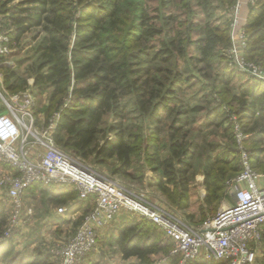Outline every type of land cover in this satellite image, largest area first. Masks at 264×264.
Instances as JSON below:
<instances>
[{"label":"trees","instance_id":"1","mask_svg":"<svg viewBox=\"0 0 264 264\" xmlns=\"http://www.w3.org/2000/svg\"><path fill=\"white\" fill-rule=\"evenodd\" d=\"M237 1L21 0L1 13H8L11 41L35 27L44 31L39 57L29 72L38 92L52 88L43 111L46 124L59 112L53 139L60 148L113 166V173L129 178H135L132 170L143 155L159 176L155 185L180 209L189 207L201 168L207 191L201 206L210 210L244 168L231 114L241 113L244 122L264 111V81L247 76L233 86L242 72L230 64L226 51L232 45L229 12ZM245 31V57L264 66V0L250 4ZM193 62L212 80L211 91L198 103L182 94V85L196 76ZM1 68L7 70L8 89L17 90L21 78L11 82L14 70ZM21 80L26 85L27 78ZM126 97L132 98L141 119L152 125L151 133H145L144 125L127 124ZM108 113L113 122L104 128ZM250 130L251 163L264 170V123ZM29 190L49 192L52 201L61 196L66 204L76 200L68 208L71 214L83 211L84 216L96 204L95 195L79 199L69 185L35 183ZM8 217L0 201V264H52L50 255H20L14 238L4 236ZM140 217L123 219L113 229L111 240L125 258L145 263L151 254L174 249V241L159 226ZM262 245L253 264H264V237ZM171 255L170 264L182 258L180 253ZM187 264L226 261L199 256Z\"/></svg>","mask_w":264,"mask_h":264},{"label":"built area","instance_id":"2","mask_svg":"<svg viewBox=\"0 0 264 264\" xmlns=\"http://www.w3.org/2000/svg\"><path fill=\"white\" fill-rule=\"evenodd\" d=\"M254 4L256 0H248ZM241 0L230 9L232 45L226 55L239 72L264 81V66L245 57L247 33L241 20ZM11 37L0 20V57L10 52ZM1 66V63H0ZM28 93V92H27ZM3 96V95H2ZM26 105L29 95H23ZM0 112V161L14 169L0 176V196L8 198L11 216L4 231L11 237L22 222L24 196L28 188L40 183L73 186L79 199L95 195L96 204L84 214L76 233L56 246L61 264H78L97 249L101 231L110 226L121 213H137L159 226L174 241L173 254L180 253L179 264L199 256L226 261V264H253L261 253L264 237V190L258 185L260 173L253 167L247 145L251 137L244 130L241 116L232 113L237 149L243 170L232 180L235 202L221 209L200 226L145 199L117 180L97 171L84 159L60 148L53 139L59 118L55 112L42 131L35 128L33 113L25 107ZM35 145L45 147L43 153L32 151ZM68 211L60 206L61 215ZM29 208L27 214H32Z\"/></svg>","mask_w":264,"mask_h":264},{"label":"rangeland","instance_id":"3","mask_svg":"<svg viewBox=\"0 0 264 264\" xmlns=\"http://www.w3.org/2000/svg\"><path fill=\"white\" fill-rule=\"evenodd\" d=\"M21 0H0V20L2 27L7 31H11V25L6 15L1 13V10L5 11L16 5ZM5 3V7L2 6ZM44 36V31L41 27L32 28L29 32L25 33L19 40L12 39L10 44V52L2 56L0 59L1 66L10 67L16 73L14 77L10 79L11 82L16 81L17 78L21 79L27 78L26 85L23 84V80L20 79L19 86L17 90L8 89L5 84V78L7 70L2 69L0 66V110L2 112H11V104L15 108L25 107L27 108L26 101L23 95L28 94L30 103L27 108L29 112L33 113L35 128L42 131L43 128L47 126L46 115L43 111L44 107L49 102L50 95L52 93V88L47 87L42 93L38 92V88L34 85V78L30 76V67L34 65L35 61L39 57L38 45ZM194 51V48H191ZM200 65L193 62L191 69L196 75L189 82L182 85L183 95L187 99H190L193 103H198L203 98L206 92L211 91L212 80L203 76V73L198 70L197 67ZM215 73V72H214ZM239 75L234 81L233 86L238 85L241 80L247 78L248 75L244 73H239ZM189 75V74H187ZM192 77V76H191ZM19 80V79H18ZM19 87H21L19 89ZM28 92V93H27ZM3 95V96H2ZM127 104V124L128 125H144L145 133H151L152 125L149 121L141 119V114L136 109L135 105L132 104V98L126 97L124 99ZM237 104H233L232 109H236ZM242 116L241 113H238ZM242 119V118H241ZM264 119V118H262ZM260 119L244 118V130L246 132L250 131L257 123L262 124ZM113 122L112 113H108L103 120L102 127H107ZM109 133V132H108ZM109 137H113V134L109 133ZM103 142V139H99ZM249 146V143L247 144ZM237 147V142H236ZM89 165L99 172H102L108 176H111L117 180L123 186L128 187L137 194L142 195L145 199L163 207L181 217L194 226L202 225L210 217L216 215L221 209L229 207V205L234 203L235 194L232 189V179L227 188L226 196L222 197L220 202L214 204V209L204 208L201 206L202 200L205 197L207 191L198 189L201 183L198 181L199 174H201V168L198 169L196 175V186L197 189L193 192L190 200V205L186 209H180L175 206L170 200L163 195L161 190L155 185L159 181V176L157 172L153 171L152 168L144 162V156H140L133 168V173L135 178H129L127 176H122L120 174H115L112 172L113 166H107L105 164L96 163L90 159H84ZM112 161V160H111ZM112 165H115L114 162ZM14 169L9 163L0 161V176L5 172H11ZM49 192L32 191L26 192L24 196V211L22 215V222L18 228H15L13 237L16 242L17 251L21 256L34 254L38 257L48 256L52 264H61V258L56 253V246L59 242L65 241L70 238L75 230L78 228L81 219L82 212L72 215L68 211L61 215L55 211L60 206H65L63 203V198L60 196L55 197L56 199L50 200ZM0 201H2L7 207L9 214L8 221L11 216V207L9 206L8 198L5 195L0 196ZM92 200L89 202V206H92ZM29 208L33 209L32 214H27ZM214 210V211H211ZM123 219L126 221L140 220V215L136 213H121L115 221L107 228L101 231V237L97 249L92 251L87 255L85 260L78 264H170L168 263L172 259V249L169 247L167 252H157L149 256V261L145 263L141 262L137 257L125 258L123 253L119 249V246L111 240L112 232L116 225L120 223ZM164 239V238H163ZM164 244L166 243L163 242ZM38 251V252H37ZM177 261L173 264H179Z\"/></svg>","mask_w":264,"mask_h":264},{"label":"crops","instance_id":"4","mask_svg":"<svg viewBox=\"0 0 264 264\" xmlns=\"http://www.w3.org/2000/svg\"><path fill=\"white\" fill-rule=\"evenodd\" d=\"M241 2H242V6H241V20H242V22L243 23H245L246 24V22H247V18H248V14H249V11H250V4H249V2H248V0H241ZM2 110H0V112H1ZM248 118H254L255 120L256 119H262V118H264V111H259V112H257L255 115H253V116H250V117H248ZM247 118V119H248ZM263 121H262V123H264V119H262ZM250 134H251V136H252V132L253 131H248ZM249 143V145H250V143H251V141H248L247 142V144ZM249 147V146H248ZM46 149H45V147L44 146H42V145H35L34 147H33V149H32V151L34 152V153H43L44 151H45ZM258 170V169H257ZM258 172L260 173V176H259V178H258V185H259V187L261 188V189H263L264 190V170H258ZM198 181H199V183H201V186H198V189H201V190H204L205 192H206V187L204 186V184H203V182H204V175L203 174H199V177H198ZM33 192V191H32ZM33 193H35V192H33ZM76 202V200H71V201H69V203L68 204H66L65 206L67 207V208H69V206L70 205H72V204H74ZM57 211H55V214H57L56 213ZM79 212H82V214H83V211H77L76 213H73L72 215H74V214H77V213H79ZM262 251V250H261Z\"/></svg>","mask_w":264,"mask_h":264}]
</instances>
